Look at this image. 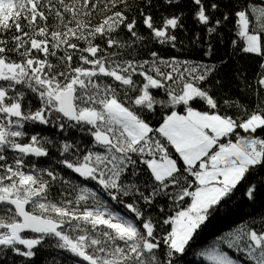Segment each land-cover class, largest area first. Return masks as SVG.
Segmentation results:
<instances>
[{
    "label": "snow or ice",
    "instance_id": "1",
    "mask_svg": "<svg viewBox=\"0 0 264 264\" xmlns=\"http://www.w3.org/2000/svg\"><path fill=\"white\" fill-rule=\"evenodd\" d=\"M142 2L129 19L127 0L103 7L98 0H0V264H18L14 257L33 264L45 244L76 258L72 264H178L222 202L264 168V100L249 108L225 99L221 109L210 94L216 63L158 51L141 58L139 46L149 38L175 48L185 19L181 0H163L178 10L159 18L153 0ZM190 2L207 37L205 56L213 55L212 38L222 24L234 18L243 40L242 46L231 42L235 52L264 59V0ZM96 13L103 18L92 23ZM122 31L130 39H120ZM257 84L264 94V71ZM197 102L210 111L197 110ZM157 106L169 110L154 126L148 114ZM39 126L64 138L30 131ZM73 130L90 136L91 144L74 141ZM57 146L58 164L95 182L130 215L114 211L86 183L39 167L34 158L49 157ZM56 183L67 186L59 200L52 194ZM256 193L257 184H249L247 198L254 201ZM169 206L174 214L166 212ZM228 247L244 260L219 250L200 255L213 264H264V219L259 227L239 228ZM62 260L53 256L48 264Z\"/></svg>",
    "mask_w": 264,
    "mask_h": 264
},
{
    "label": "trees",
    "instance_id": "2",
    "mask_svg": "<svg viewBox=\"0 0 264 264\" xmlns=\"http://www.w3.org/2000/svg\"><path fill=\"white\" fill-rule=\"evenodd\" d=\"M108 0H98L100 7H103ZM228 2V0H226ZM128 9L127 15L129 19L133 16H138L139 8L144 7L142 0H127ZM154 6L151 11L153 15L157 18L160 16L168 15L172 12L177 11V8L170 7L163 3V0H153ZM180 8L185 12L184 19V29L176 33L178 39L175 48L170 45H162L153 39H148L145 45H140V57L147 58L145 55L148 51H158L159 54L164 58L176 57L180 60H188L195 63L205 62V63H216L218 71L211 77L209 83L212 84V91L210 94L214 95L217 99L221 109L225 106L223 101L225 99L236 100L240 103L249 106V108L255 106L260 100H264V94L258 93L257 80L259 74L264 71L260 68V64L264 63V59L256 57L255 55L249 54L244 55L242 53H236L232 45V41H237L238 45H243V40L238 36V25L234 18H230L228 21L224 22L219 29L216 36L212 38L213 43V55L211 57L205 56L203 53L207 48V37L205 36L204 29L196 24L192 19L191 10L192 4L190 0H181L179 5ZM230 7V5H229ZM116 10H124L123 7H119ZM229 8L222 7L221 12L228 11ZM103 18L102 14L96 13L92 17V23H97ZM219 18V13L217 14ZM139 33L148 36L147 30L141 24ZM13 33H8L11 36ZM199 34L200 39H196V35ZM120 39H130L126 31L120 33ZM102 43L101 41H97ZM137 80L142 78L136 77ZM216 79L221 81V84L217 86L214 82ZM157 98L164 99L161 91H156L154 93ZM197 110H209L204 102H197L193 105ZM169 109L157 106L155 114H148V118L152 121L154 126H158V122L161 120L163 114H165ZM177 111L182 112V107H177ZM229 114H233L234 109H228ZM39 131L42 135L48 136L53 140L57 138L63 139V135L56 132L51 126L44 127L39 126L34 129L30 128V131ZM241 135H244L243 130H240ZM264 136V133H259ZM71 138L74 141L80 142L81 146H88L91 144V137L85 133H80L73 130L71 132ZM173 158H175L174 150ZM61 159L60 153L58 151V146L56 148H50V155L46 158H34L35 162L41 168H49L56 170L60 175L64 176L66 179H71L73 184H84L86 183L88 187H91L97 191H100L101 197L108 202L114 211H118L121 214L130 215L126 212V209L122 205L116 204L111 201V199L99 189L93 181H84L83 178L79 177L78 174L72 173L70 170L64 168L62 165L58 164L57 161ZM182 165V162H179ZM142 179H147V177L142 176ZM260 178H264V168L259 170L257 175H249L240 185H238L233 196L226 201H223L221 206L210 216L204 225L198 229L197 233L194 235L192 241H190L189 246L186 249V253L179 260L178 264H206L205 262H200V250L206 245L211 244L214 240L221 239L224 242L223 248H225L233 258L244 260L241 253L236 252L234 248H229L228 244L225 243L226 239L233 241L235 235L239 228L243 227L245 224L255 222L256 226L262 219H264V184H260ZM251 183L257 184V193L254 201H251L245 195L246 188ZM67 188L66 185H61L56 183L53 185L52 194L56 200H59L60 192ZM68 198H74L70 196ZM128 198H125L127 200ZM187 199V198H186ZM157 204H166L165 200H158ZM152 214L158 215V209L153 207L150 209ZM166 212L168 214H174L171 212L170 206L166 207ZM167 228L168 226H164ZM231 233V235H230ZM29 235H35L28 233ZM52 245L55 244L54 240H51ZM57 258L63 257L61 264H72V260L76 259L70 257L69 254L65 253L63 250L56 249L54 246L50 247L49 244H45L44 247L39 251L37 257L34 259L33 264H48V261L53 257ZM18 264L20 257H14ZM9 259H13L11 254H9ZM81 264H86V262H81ZM245 264H251V262L245 261Z\"/></svg>",
    "mask_w": 264,
    "mask_h": 264
},
{
    "label": "rangeland",
    "instance_id": "3",
    "mask_svg": "<svg viewBox=\"0 0 264 264\" xmlns=\"http://www.w3.org/2000/svg\"><path fill=\"white\" fill-rule=\"evenodd\" d=\"M229 242H231V241L226 239L225 243L228 244ZM223 245H224L223 240H221V239L214 240L211 244H208L203 249H201L200 253L204 252V251H213V250L228 252L225 248H223ZM229 255H231V254L229 253ZM202 261L205 262L206 264H213L212 261H210V260L206 259L204 256L200 255V262H202Z\"/></svg>",
    "mask_w": 264,
    "mask_h": 264
},
{
    "label": "bare ground",
    "instance_id": "4",
    "mask_svg": "<svg viewBox=\"0 0 264 264\" xmlns=\"http://www.w3.org/2000/svg\"><path fill=\"white\" fill-rule=\"evenodd\" d=\"M241 39V38H240ZM242 40V39H241Z\"/></svg>",
    "mask_w": 264,
    "mask_h": 264
}]
</instances>
